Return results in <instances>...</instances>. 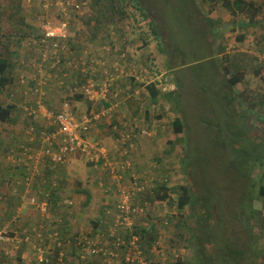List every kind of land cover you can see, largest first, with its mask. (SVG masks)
Segmentation results:
<instances>
[{"label":"rangeland","instance_id":"rangeland-1","mask_svg":"<svg viewBox=\"0 0 264 264\" xmlns=\"http://www.w3.org/2000/svg\"><path fill=\"white\" fill-rule=\"evenodd\" d=\"M83 1H89V6L82 10L80 19L73 20L74 27L71 33L73 39L79 38L77 45L86 47L88 51L91 47L86 42L93 40L92 32L97 28V24L90 26L86 21H95L100 14L94 9L92 0ZM141 1L148 14L147 18L131 3L124 6L125 11L130 15L128 21L131 22L134 30L127 27L126 23L122 24L121 15L116 14L117 16L112 18V24L106 22L108 19L98 23L102 26L98 32H102L101 35L111 34L113 41L111 44L105 41L102 54L91 51L94 56L86 57L84 54L78 55L77 50L73 53L75 58L89 62L95 69L96 80L100 84L97 87L99 92L105 77L98 69L101 63L103 67V64L108 66L112 74V88L107 93L106 99L111 103L112 114L114 106L120 99L133 98V95L126 97L117 85L135 77L137 90L135 92L133 89V92L142 96L138 101L141 102L142 99L146 107L152 106L151 113L154 115L151 116L154 120L152 124L144 121L145 124L142 126L136 121L130 128L125 123L122 124V128L111 127L114 132L111 135L114 138L110 139L115 145L112 151L105 150L112 160H117V163L114 162L116 174L113 175L112 171L103 170L102 167L99 170L95 169L89 157L80 155L76 157L73 165L62 170L60 177L63 183L57 194L62 196L63 200L57 201L56 210L58 214H68L64 222L69 220V224L72 223L74 227H69L61 238L64 241L73 235L80 236L101 231L102 226L97 229L95 224L105 218L107 210L115 209V204L119 201L118 192L116 195L115 191L116 186L128 188L131 177L134 174L140 175L136 173V170L140 171V169L136 166L132 167V162L130 169H123L119 164L122 159L121 154L125 151L122 141L119 140L127 133L135 132L136 135L138 134L135 145L137 150L134 149L132 160L141 157L143 152L144 157L151 163L152 168L141 167L151 174L148 179H153L148 185L149 193L156 189L158 183L168 178L171 189V201L166 204H154L153 200L148 199L152 204L148 208L147 215L134 219V229L138 226H144L147 230L152 225L157 227V238L162 247L158 251L154 249L155 255L146 259L150 264H194V250L189 242L191 233L179 224L186 222L191 228L196 224L191 207H187L182 212L178 209L177 201L182 192L180 187L190 188L192 195L200 203L197 209L207 210L209 208L207 203L211 204L210 221L213 222L211 224L215 229L211 234L212 239L209 238V243L219 244L220 236L217 231L221 228H224V231L235 229V223L225 217L226 213L238 209L239 196L246 186H250L246 184L244 178H240L241 175L243 176L240 168L244 166L246 177L252 182L251 184H255V191H258L262 184L264 185V51H262L264 50V0H250L261 8V13L257 27L251 25L246 29L247 37L243 43L237 40L236 30L239 27L236 28L234 22L244 18L248 23L247 15L239 19L233 18L218 0ZM40 7V0L31 2L30 6L25 5L23 0H0L2 28L0 57L8 59L13 64L14 69L10 75L16 84L14 89L18 88L19 94H22V89L26 93L28 88L33 86L34 80L28 79L33 75L40 82L45 79L50 81L48 96L52 93L56 99L67 98L77 104L76 98L80 96L70 95L69 90L67 95L70 96L65 95V98L64 95L55 93L58 89L55 85L60 81L69 84L73 79L72 76L76 74L75 70L69 71L66 78H63L62 73L58 71L50 73V69L30 70L39 59L38 52L31 43L40 36L39 26L42 18ZM53 12L55 13V10ZM149 22H153L154 27H158V38L165 47L164 57L160 55L158 40L151 33V29H148ZM115 24L126 25L123 42L118 41L114 36ZM142 32L148 35L147 46L142 41ZM125 41H128L125 55H121ZM79 52L82 53V50L79 49ZM65 57L70 56L65 54ZM165 58L167 62H164ZM72 62L75 63L77 60L74 59ZM116 68H119V71H116ZM257 71H261L262 77ZM234 74H240L242 80L241 83L230 88L229 79ZM21 77L25 78V85L20 83ZM77 77L79 82L85 79L82 75H76ZM151 84L158 85L161 92L162 99L158 103L151 100V92L147 89ZM63 87L60 86L63 90L67 89ZM127 90L130 91L131 88ZM8 91H12L11 86L8 87ZM8 91L0 94V105H7ZM80 103V107L85 111L87 106L82 105L81 101ZM97 103L96 112L103 108L100 105L101 100ZM78 107L79 105L76 106V111ZM14 112V121L0 123V231L5 232L8 237L10 233L14 234L18 237V241L16 240L17 243L14 244L11 242L0 244V264H41L35 246L22 243L23 234L34 226L41 227L36 231L37 233L43 232L49 222L35 214L28 205L34 190L28 188L26 191L18 185H21L22 176L26 173L29 176L33 170L38 171L36 179L47 176L45 166L39 164V158L37 159L42 146L37 141L31 142V137L28 135L32 126L40 129L43 120L41 116L33 120L22 110ZM159 113L161 115H158ZM109 116L111 115H107L97 123L103 124V129L98 128L102 130L107 128ZM176 118H180L184 125L183 135L174 133L173 123ZM143 131L146 134H143ZM115 134H117L116 139ZM93 135L92 142L107 147L106 142L110 139L103 142L99 141L102 138ZM242 137L245 139L241 140ZM170 141L173 142L174 148L169 144ZM132 143L135 144L133 141ZM27 148H32L36 154L35 162L29 159L31 155L29 157L25 155ZM153 148L156 150H152ZM245 160L246 165L243 164ZM82 191L92 194L89 207L85 206L86 196ZM18 198L22 205L10 207L9 201L16 202ZM254 203L264 217V203ZM51 204L55 203L51 202ZM109 205L112 208H108ZM110 223L108 221V224ZM44 233H48V230ZM184 234H189V240L183 238ZM204 238L208 239V236L205 234ZM216 239L218 242L215 241ZM260 244L264 249V239ZM17 245L19 248L14 247ZM54 245L53 242H48L42 249L44 257L49 261L51 259V264H80L75 259L76 256L67 249H64L66 257L59 259L58 249ZM123 252L117 251L120 255ZM111 264H119V261Z\"/></svg>","mask_w":264,"mask_h":264},{"label":"trees","instance_id":"trees-1","mask_svg":"<svg viewBox=\"0 0 264 264\" xmlns=\"http://www.w3.org/2000/svg\"><path fill=\"white\" fill-rule=\"evenodd\" d=\"M217 1V0H213ZM220 2V5L225 8L233 17H239V16H245L247 15L248 18V23L243 19L241 22L238 24V37L237 40L239 43H243L246 40V29L248 27L256 26L258 25V21L260 18V13H261V8L255 3V2H250L246 0H218ZM24 3V1H23ZM127 3H131L133 7L141 12V14L144 17H148L147 12L144 9L143 3L141 0H92V5L94 6V9L98 11L100 14L99 17L96 18L95 21H86L87 23H90V26L94 25V23L97 24V28L93 29L92 36L95 38H100L102 37L103 42L107 41L109 44L113 43L111 39V34L106 33L105 35L102 32H98L99 29L102 26H99L98 23L101 20H107L106 22L108 23H113L112 18L114 16H117L116 14L121 15L122 17V24L123 22L126 23L127 27H130L134 30V27L131 26V22L129 23L130 15L127 13L124 8ZM124 8V9H123ZM116 23V22H114ZM256 24V25H255ZM126 25H113L114 30L116 31V34L114 36L117 37V40L120 42H123L125 38L124 31L126 29ZM106 27V26H105ZM158 27H154L153 22H149L148 24V29H151V33L156 37L158 40V49L160 51V55L164 57L165 52V47L163 44L160 43V40L158 38ZM1 26H0V36H1ZM142 41L145 43L147 46V39L148 35L146 32H142ZM39 39V37L37 38ZM115 43V39H114ZM128 41H125L123 43V50L120 53L121 55H125V47L127 46ZM69 48H70V55L67 54V56H70L69 58L65 57V54L60 53L59 58L61 59V66L64 68V72L68 73L71 70H74V67H70L69 63L71 60L74 61V59L77 60L75 62L80 66V70H77L76 72L78 75H86L83 74V66L82 65V59L75 58L73 51H76V46L69 41L68 42ZM81 49L82 53H79L80 55L84 54L85 51L87 52L86 47L78 46L77 50ZM36 51V50H35ZM89 51V50H88ZM264 51V50H262ZM89 53L92 55V52L89 51ZM111 55V53H110ZM86 62V67H87V72L92 70L91 65L89 62ZM164 62H167V58H165ZM85 67V68H86ZM30 68V67H29ZM14 69L13 64L10 63V61L6 58L0 57V94L5 93L8 91V87H12V91L9 92V101H7V105H0V123H8L10 121H14V116L15 115L14 111H17L16 105L22 102L24 99L23 96H25L23 93L19 94L18 93V88H16L15 81L11 78V72ZM166 69V66H165ZM30 70H34L30 68ZM50 73H53L52 70L49 71ZM261 72V71H260ZM257 71V74L261 76V73ZM87 78V77H86ZM133 82H137L136 78L133 77ZM65 80V79H64ZM241 75L240 74H234L232 78L229 79L230 82V88L233 86H236L237 84L241 83ZM86 82V79L82 80L81 84H84ZM33 86H36L35 82H32ZM157 85H149L148 90L151 92V99L154 103H158L160 101V96L161 92L159 91V88L156 87ZM50 87V82L45 88ZM65 87V86H64ZM14 94V97H13ZM80 99L82 98L81 96L79 97ZM134 101L139 98H142L140 95H136V93L133 94ZM132 102V101H131ZM47 104V103H46ZM108 107V106H107ZM149 116V115H148ZM174 133L176 135H183L184 134V125L181 121L180 118H176L174 123ZM136 134V133H135ZM138 135V134H137ZM245 137H242L241 140H244ZM135 140V141H134ZM137 139H133V142H135L134 145H137ZM170 145L173 146V142H169ZM137 150V146H135ZM134 148V149H135ZM32 149V148H30ZM129 149V155L130 157H125L123 160L121 159L120 161L122 163H126L127 161L132 162V167L136 166L140 169V171L136 170V173H140V176L142 177H151L150 173L144 171L137 163V158L135 160H132V155L135 152V150ZM245 153V152H244ZM243 158H245L243 156ZM117 161V160H116ZM10 164V163H7ZM246 165V160L243 163ZM11 165V164H10ZM13 166V165H12ZM23 168V167H22ZM148 168H152L150 165ZM24 169V168H23ZM62 169V168H59ZM58 169V170H59ZM22 171V170H21ZM49 171V169H46V172ZM23 172V171H22ZM240 172L243 174L241 175L240 178H244L243 180L246 182V184H250V186H246L245 190L242 191L241 195L238 198V209H234V212L231 213H226L225 217L230 218L232 222L235 223V229L231 230H225L224 228H221L220 231H217V233L220 236V242L219 244H210L209 240L212 239L211 234L213 233V230L215 229L214 225L211 224L213 223L210 221V207L211 204L207 203L208 209L207 210H199L196 207L200 205V203L197 202L195 197L192 195L190 188L188 186L186 187H180L181 188V196L179 197L177 201L178 209L182 212L184 211L187 207H191L192 209V214H193V219L195 221V227L191 228L190 224L181 223L179 224L182 228L188 229L189 232L191 233V238H189V234H184L183 238H187L189 242L191 243V246H193L194 250V264H264V249H262V246L260 242L264 239V217L263 213L256 209L255 203L254 202H262L264 203V185L262 184L260 188H258V191H255V184H251L250 180L248 177L245 175L244 171V166L240 168ZM24 173V172H23ZM30 175V173H29ZM110 175V174H109ZM23 180L21 181V185L23 189L26 191L28 190L27 185L25 183L26 178L28 177L27 173L22 176ZM57 183V184H56ZM63 181L60 180L58 177L53 176H46L43 177L42 179H35L34 183L31 184V189L34 190V194H32V197H37L39 201H43L45 199H48L50 202V217H44L42 216L35 208L33 205L28 204L34 211L35 214L39 215L40 217L44 218L47 222V229L48 233H44L46 230L43 232L37 233L36 231L40 230L41 227H31L29 231H26L24 236V240L22 243H25V245H34L35 250L38 251L40 249H43L45 247V244L48 242H53L57 241L60 242L62 241V236L64 232L68 231V228L74 227L72 223L69 224V220H66L64 222V218L68 217V214H58L57 212V201H62V198H59L60 196L57 194V190L62 187ZM40 184V186H38ZM169 178L165 179L164 181L160 182L157 184L156 189L153 190L152 192L141 195L140 200L141 203L143 204L144 201L148 202L149 206H151L150 201H152L154 204H166L168 201H171L170 199V193L171 189L169 188ZM59 185V187H58ZM16 185V187H18ZM32 193V192H31ZM82 193L86 196V201H85V206L89 207L91 202H92V194L88 191H82ZM49 197V198H48ZM19 199V198H18ZM210 200V199H209ZM15 201H9L10 207L14 206H21V200ZM51 202L55 204H51ZM210 202V201H209ZM170 204V203H169ZM247 205V206H246ZM246 206V207H245ZM196 208V209H195ZM219 215V214H217ZM13 216H11L12 218ZM13 219V218H12ZM102 220L99 221L97 224H95V227L98 229V227L102 226ZM67 223V224H66ZM40 226V225H39ZM202 227H205L204 229H201ZM226 228H229L230 226H224ZM2 228H5V226H2ZM210 228V230H209ZM107 228L101 229V231L98 232H93L84 234L88 239H91L92 236H100V239L104 241L108 230ZM202 231V232H200ZM10 232V231H9ZM58 234L57 237H55L54 241L51 238L54 234ZM133 235H136L139 237L140 242L139 244L141 245L142 249L144 250V256L147 259H150L151 256H154V249L157 245V243H160L159 238H157V227L156 225H152L149 227V229H145L144 226H138L137 228L134 229L132 232ZM4 236L8 238V235L3 232ZM43 235L44 237L41 239L39 235ZM208 236V239L204 238V235ZM132 234H129L126 236V239L130 238L133 236ZM30 236V237H29ZM73 236H78V235H73ZM10 241L11 243L14 244L17 243L18 237L14 236V234L10 233ZM29 237V239H27ZM211 237V238H210ZM37 240H36V239ZM210 238V239H209ZM13 239V240H11ZM218 239V238H217ZM215 240L218 242V240ZM17 240V241H16ZM215 243V242H212ZM0 244H5L4 241H0ZM15 248H19V245L14 246ZM65 249H67L73 256H76L75 259L79 261L80 264H100V263H105L103 260V255L100 254L99 257H93V256H88V257H83V253L80 248L76 246V244H72V246H68L67 244L64 243ZM124 249V248H123ZM123 249H120V251H124ZM59 254L63 253L64 251L62 248L57 250ZM124 253L122 255L119 254V256L115 259V261L110 262L114 263L119 261V264H126L124 260ZM66 257V255H65ZM64 257V258H65ZM54 259V258H53ZM60 259V258H59ZM48 262H44L41 264H51V259H47ZM57 263V260H54ZM55 264V263H52Z\"/></svg>","mask_w":264,"mask_h":264},{"label":"built area","instance_id":"built-area-1","mask_svg":"<svg viewBox=\"0 0 264 264\" xmlns=\"http://www.w3.org/2000/svg\"><path fill=\"white\" fill-rule=\"evenodd\" d=\"M25 5L30 6L31 2L35 0H23ZM41 1V14L40 19V36L39 39L31 43L38 52L39 59L32 65L35 70L44 68L52 71H58L62 73L63 78L68 76L61 66V59L59 58L60 53H70L68 42L72 38L71 30L74 27L73 20L81 18L82 10H85L89 6V1L83 0H40ZM56 16L54 17L55 13ZM78 22V21H77ZM75 22V23H77ZM71 54H74L71 52ZM91 54L85 51L86 57ZM124 55V54H123ZM92 57V56H91ZM82 65L86 67V62L81 61ZM90 64V63H89ZM70 67H74L75 73L80 70V66L72 61L69 63ZM98 65V64H97ZM99 67V71L104 73L105 80L101 85V91H97V87L100 86L97 83V74L95 69L87 72V67H83V78L86 79L84 84L78 82L74 83L71 87L70 93L72 96L78 95L90 102H95L97 99L107 100V93L112 88L111 77L112 74L108 69V66ZM116 65V64H115ZM49 70V71H50ZM119 71V68H116ZM87 77V78H86ZM20 83H25V78L21 77ZM30 81L36 83V86L28 88V92L24 91V99L22 102L16 105L17 110H22L25 115L35 120L38 116H41L46 123L47 129L38 130L32 126L28 131V135L31 137V142H39L42 146L37 159L39 158V164L45 166V169L58 170L59 168H67L74 164L78 155L83 157H89L90 163L95 169L103 168L112 171L111 173L116 174V164L114 160L109 161L107 159L106 147L100 145V143H94L88 137L91 134L92 125L99 123L109 115L108 111L100 110L95 113L86 112L81 118H77L75 114V105L73 100L65 99L58 106L56 105L52 109L46 107V102L49 98V89L45 88L50 81H38L36 76L28 77ZM40 82V83H39ZM60 86H64V82H59ZM64 88V87H63ZM14 97V94H13ZM52 130H49L51 129ZM56 128L57 130H54ZM143 134H146L143 131ZM137 138L135 133L129 132L119 141H122L125 151L122 152V160L125 157H130L129 149H134L135 145L132 143L133 139ZM25 155L34 160L36 154L33 149L27 148ZM36 159V160H37ZM102 160L105 162L102 163ZM113 161V162H112ZM117 163V162H116ZM123 169H130L131 163L119 162ZM115 165V167L113 166ZM38 177V171L33 170L30 175L26 178L27 188H31V184ZM113 178H117L112 176ZM150 181L147 177L140 175H133L130 179V185L128 188L116 186V195L118 192L119 201L117 202L115 209L107 210L105 218L102 219V227L107 228L108 233L106 240L102 241L100 236H94L88 239L84 235L72 236L64 241H54L58 234H54L51 238L57 249H65L64 243L68 246L76 244L81 249L83 257L93 256L99 257L103 255L105 262H113L119 256L118 250H124V260L126 264H150L144 256V250L139 244L140 239L138 236L133 235L134 231V219L147 215L148 203H141L140 196L148 194V185ZM49 198V197H48ZM31 205L44 217L49 218L50 214V202L48 199L39 201L37 197L30 199ZM108 221L111 222L108 224ZM124 233L126 235H124ZM132 234L133 236L126 239V236ZM120 235H124L120 237ZM30 237V236H29ZM29 237L27 239H29ZM39 237L42 239L44 236L41 234ZM13 240V239H11ZM0 241L9 242L10 237L6 238L2 231H0ZM162 247L161 242L157 243L155 251L160 250ZM154 251V253H155ZM40 254V256H39ZM65 253L59 254V258L63 259ZM38 259L40 263L48 262V258L44 257V251L40 249L38 251Z\"/></svg>","mask_w":264,"mask_h":264},{"label":"crops","instance_id":"crops-1","mask_svg":"<svg viewBox=\"0 0 264 264\" xmlns=\"http://www.w3.org/2000/svg\"><path fill=\"white\" fill-rule=\"evenodd\" d=\"M250 2H253V1H250ZM240 17H243V16L233 17V18L239 19ZM240 22H241V20H238V21H235L234 22L236 28L238 27V24ZM251 27H255V26H251ZM92 39L93 40H89V41L86 42V44L89 47H91V48H88V49L90 51H96L97 54L101 53V51L103 49L102 46H104V44H105V42H103V40H102V37L100 39L98 37L95 38L94 36H92ZM74 40H76V41H74ZM78 40H79L78 37H75L74 39L73 38L70 39V41L74 44V46H76V50H77V47H78V45H77L78 44ZM77 52H78L77 54L79 55V53H80L79 50H77ZM71 61H73V60H71ZM76 75L79 76L76 73L75 75L72 76L73 79H71L72 81H70L69 84L65 83V88L67 87V89H65V90H63L62 88H60L59 84L55 85V88H58L55 93H57L58 95L59 94L60 95H64V98H65V95L66 96H70L71 94L70 95L69 94L67 95L68 90L70 92V89H71V87L74 86V83H76V82L81 83L82 82V81L79 82L78 77L76 78ZM135 85L136 84L133 82V79L130 78V79H126V81H124V82H120V84H118L117 87L120 88V89H122L123 90V94L126 95V97H128L129 95H133L136 92L137 85H136V89L134 88ZM156 87L158 88V85ZM127 88H131V90L128 91ZM133 89L135 90V92H133ZM150 97H151V94H150ZM160 99H162L161 96H160ZM76 100L78 101L77 104H75L74 101H73V103L75 105V108H76V106L79 105V107L77 108L78 111H76V109H75V111L77 112L76 113V116H77V118H81L82 115L84 113H86V112L95 113L96 110H97V108H96V106L98 104L97 102L99 100H101V99H97L95 102L85 101L84 98H81V99L80 98H76ZM63 101H64V99H60V98L56 99L54 97V95L51 93V96L49 95V98L47 100L46 107L48 109H52L56 105L58 106L59 104H61ZM80 101L82 102V105L87 106V109H85L86 112L84 111L83 108L80 107V104H81ZM152 104H153V102H152ZM100 105L103 107L102 108L103 110L108 111L109 112V115H111V116H109V118H110V120L108 121L109 122L108 123L109 125L107 126V128H104V130H102L103 129V127H102L103 124H97V123L96 124H93L92 125V129H91V134H90V136H88L90 139L91 138L94 139V135L92 136V134H96L97 136H99L100 138H102V140H99V141L106 142L108 139L114 138V136L111 135V134H114L113 129H117V128H119V126L122 128V124H124V123H125V125L128 124L129 125V128H130V126L132 124L135 125V122L136 121H137L138 125L142 126V124H145V123H143L144 121L145 122H148L149 121L152 124V122L154 120L152 118V116H151V115H154L153 113H151L152 110H153L152 109V106L146 107V104L142 101V99H141V102L140 101H137V100L134 101V98H132V99H120L117 102V104L114 106L113 114H112V109H111L112 106H111V103L110 102H108L107 100H101V104ZM116 107H118V110H116ZM119 115H122V116H119ZM158 115H161V114L159 113ZM106 123H107V121H106ZM113 126L115 128L111 129V127H113ZM98 127H102V129H100ZM40 129H47L46 123H45L44 120L41 123V128ZM40 129L38 128V130H40ZM53 129L54 130H57L56 128H53ZM49 130H52V128L49 129ZM98 130H101V131H98ZM116 135L117 134H115V139L117 138ZM111 139L108 142H106V144H107L106 145L107 146L106 147V150H108L109 152L113 150V147L115 145V143H112V140ZM152 150H156V148H153ZM107 159L109 161L112 160L109 153H107ZM104 162L105 161L102 160V163H104ZM137 162H138L137 164L140 167H147V166L151 165V163H149L148 159L146 157H144L143 152H142V156L137 159ZM63 169H65V168H62V169H59V170H50L49 169V171L46 172V175L47 176H53V175H55V176H57L56 179L59 177L60 180H62L61 177H60V174L63 173V171H62ZM59 198H62V196L59 197ZM108 208H112V207L109 205ZM112 209H114V208H112ZM55 260H57V259H55Z\"/></svg>","mask_w":264,"mask_h":264},{"label":"clouds","instance_id":"clouds-1","mask_svg":"<svg viewBox=\"0 0 264 264\" xmlns=\"http://www.w3.org/2000/svg\"><path fill=\"white\" fill-rule=\"evenodd\" d=\"M135 133V132H134ZM55 246V245H54Z\"/></svg>","mask_w":264,"mask_h":264}]
</instances>
